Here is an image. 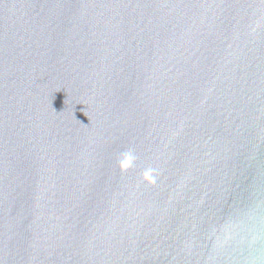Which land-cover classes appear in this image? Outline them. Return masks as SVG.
<instances>
[{
  "label": "water",
  "instance_id": "95a60500",
  "mask_svg": "<svg viewBox=\"0 0 264 264\" xmlns=\"http://www.w3.org/2000/svg\"><path fill=\"white\" fill-rule=\"evenodd\" d=\"M0 264H264V0H0Z\"/></svg>",
  "mask_w": 264,
  "mask_h": 264
},
{
  "label": "clouds",
  "instance_id": "9594fccd",
  "mask_svg": "<svg viewBox=\"0 0 264 264\" xmlns=\"http://www.w3.org/2000/svg\"><path fill=\"white\" fill-rule=\"evenodd\" d=\"M136 159L137 157L132 149L122 152L120 154V159L118 160V166L121 172L124 173L128 169L134 167ZM142 178L150 184H155L158 178V170L153 167H148L144 170Z\"/></svg>",
  "mask_w": 264,
  "mask_h": 264
}]
</instances>
